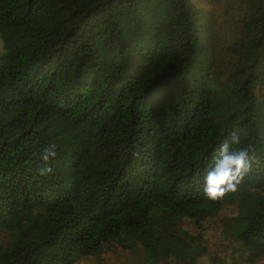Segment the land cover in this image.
Returning a JSON list of instances; mask_svg holds the SVG:
<instances>
[{
  "label": "trees",
  "instance_id": "1",
  "mask_svg": "<svg viewBox=\"0 0 264 264\" xmlns=\"http://www.w3.org/2000/svg\"><path fill=\"white\" fill-rule=\"evenodd\" d=\"M199 1L0 0V264H74L113 243L196 264L181 225L226 207L224 231L264 257V0H228L221 34ZM225 142L251 165L210 200Z\"/></svg>",
  "mask_w": 264,
  "mask_h": 264
},
{
  "label": "rangeland",
  "instance_id": "2",
  "mask_svg": "<svg viewBox=\"0 0 264 264\" xmlns=\"http://www.w3.org/2000/svg\"><path fill=\"white\" fill-rule=\"evenodd\" d=\"M227 2L228 0L218 2H211V0L199 1L204 13L211 15L212 19L218 24L216 29L220 34L228 30L230 24L235 21L231 9L227 6ZM227 20L229 23H226ZM223 23H225V27L222 26ZM229 34L231 33L227 32V35ZM1 45L0 38V48ZM239 47V60L237 63L247 62V58L250 56V49L247 43L243 42ZM234 67L220 71L219 81L227 83ZM261 92L259 94L260 98L264 97V91ZM232 211L231 208L226 207L220 216L210 219V221H205L201 225H195L187 220L183 222L181 227L190 235V245L196 251L193 254L196 258V264H264V257L253 256L251 252L244 249V245L224 231L223 227L226 221L231 218ZM110 245L104 246L98 256L82 258L74 264H147L141 248L139 249L138 247V252L133 253L123 249L119 244L113 243ZM183 260L185 261L184 264H190L187 258ZM161 264L176 263L173 259H169L168 262ZM178 264H182V261L179 260Z\"/></svg>",
  "mask_w": 264,
  "mask_h": 264
},
{
  "label": "clouds",
  "instance_id": "3",
  "mask_svg": "<svg viewBox=\"0 0 264 264\" xmlns=\"http://www.w3.org/2000/svg\"><path fill=\"white\" fill-rule=\"evenodd\" d=\"M231 143L239 145V136L233 134ZM56 145L52 144L44 149L45 161L56 156ZM250 149L243 147L230 148L228 142L221 145L219 156L213 160L214 167L207 172L204 178V194L210 200L222 198L226 193L235 192L243 175L251 165ZM44 171L50 172L51 168ZM43 174V172L41 173Z\"/></svg>",
  "mask_w": 264,
  "mask_h": 264
}]
</instances>
